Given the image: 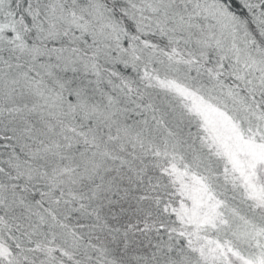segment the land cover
I'll return each mask as SVG.
<instances>
[{"label": "snow or ice", "instance_id": "snow-or-ice-1", "mask_svg": "<svg viewBox=\"0 0 264 264\" xmlns=\"http://www.w3.org/2000/svg\"><path fill=\"white\" fill-rule=\"evenodd\" d=\"M0 264H264V0H0Z\"/></svg>", "mask_w": 264, "mask_h": 264}]
</instances>
